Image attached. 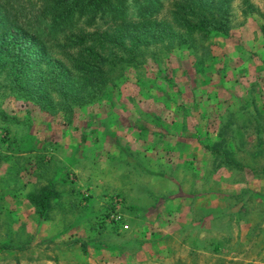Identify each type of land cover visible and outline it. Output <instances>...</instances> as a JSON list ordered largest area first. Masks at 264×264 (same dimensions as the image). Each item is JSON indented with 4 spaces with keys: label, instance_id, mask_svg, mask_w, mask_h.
Instances as JSON below:
<instances>
[{
    "label": "rangeland",
    "instance_id": "obj_1",
    "mask_svg": "<svg viewBox=\"0 0 264 264\" xmlns=\"http://www.w3.org/2000/svg\"><path fill=\"white\" fill-rule=\"evenodd\" d=\"M179 1H154L150 17L171 23ZM228 2L226 34L196 33L180 44L185 32L176 28L72 108L50 73L64 50L25 40L38 34L24 26L0 34V264H264V0ZM129 16L98 27L116 34L143 19ZM14 66L23 72L19 91L2 73ZM33 87L50 108L30 97ZM108 124L128 140L118 145ZM68 132L114 148L112 185L95 188L93 167L64 163ZM65 170L71 184L61 181ZM51 184L59 196L41 218L30 197ZM113 196L129 229L91 228Z\"/></svg>",
    "mask_w": 264,
    "mask_h": 264
},
{
    "label": "trees",
    "instance_id": "obj_2",
    "mask_svg": "<svg viewBox=\"0 0 264 264\" xmlns=\"http://www.w3.org/2000/svg\"><path fill=\"white\" fill-rule=\"evenodd\" d=\"M129 1L40 0L37 5L31 0H0V34L8 33L10 27L19 31L24 26L27 32L38 34V38L35 35L36 40L26 34L25 40L30 39L40 45L39 47L45 48L47 39L52 46L64 50L61 59L69 61L71 67L66 66L62 60H53L50 73L55 83H58L55 88L56 95L68 108H72V105H81L89 100L90 94H82L85 89L94 91L107 83L112 84L115 73L122 72L127 66L137 67L142 62L144 49L150 41L161 42L166 36L172 39L176 28L185 32L186 37H178L176 40L180 44L192 41L196 33L204 37L212 32H228V0H180L172 7V20L169 24L150 17L154 10L151 8L152 3L157 0ZM134 13L143 17L137 24L140 27L122 23L116 34L114 30L98 27L99 19L107 18V24L115 21L126 22L129 14ZM88 27H94V30L90 31ZM125 38L130 39V45L125 44ZM2 73L14 77L11 89L19 91L15 82L23 78L22 69L14 66L7 70L2 69ZM30 97L41 108H50L46 96L39 89L33 87ZM68 97L72 100L68 101ZM69 172L65 170L61 181L71 184L73 181L68 176ZM58 194L54 184H51L39 195H31L30 202L41 218L48 217L50 201L57 198ZM83 197L88 203L91 201L89 196ZM107 212L106 208L95 211L91 228L103 230L107 227L103 221ZM111 227L118 231L116 225Z\"/></svg>",
    "mask_w": 264,
    "mask_h": 264
},
{
    "label": "crops",
    "instance_id": "obj_3",
    "mask_svg": "<svg viewBox=\"0 0 264 264\" xmlns=\"http://www.w3.org/2000/svg\"><path fill=\"white\" fill-rule=\"evenodd\" d=\"M108 127H111V130H113L112 134H114V137L118 138V142L119 140H123L125 138V133L120 134V132H118L119 129H116L114 126H110L108 124ZM126 125L122 124L121 128H125L126 129ZM120 128V129H121ZM69 135H73L71 132H68L63 139L65 140V142H67V148H63L62 150L64 151V163L71 166L72 168H74L75 170H81L84 169V165L85 164H89L91 167L94 168L95 173H93V178L89 177L88 181L89 183H91L92 185H94V187L100 189L101 185L103 184H110L112 185V182L114 181L113 179V175H118L117 172L114 170L113 165H117L115 162V158L117 155V153H115L114 148L110 150V148L108 147V142H106L105 140L101 139V141L99 142H94L92 144V141H90V147H86L88 145V141L86 142V139H84V135L81 134L80 139L78 137V139L76 138V136L72 137H68ZM67 137V138H65ZM65 142H62V146L65 144ZM120 145V144H118ZM92 147V148H91ZM96 147V150H100L99 152H97L96 154H94V149ZM117 149V148H116ZM108 153L111 154V156H107ZM107 154V155H105ZM115 157V158H114ZM101 159L102 162H99ZM104 165L105 167H107L106 169H108V173L110 172L111 175L105 176L102 174V170L104 169ZM135 167L137 169H140L138 164H134ZM114 172V173H112ZM150 174V173H149ZM156 175L151 174L152 176L156 177L157 179L163 180L165 178V176L167 178H170L169 175H165L164 173H156ZM168 182H170L171 184L176 185L178 182L176 181L175 183V179H168ZM85 183L86 179H85ZM116 185V184H115ZM194 195V194H193ZM162 196V195H160ZM154 197H158V196H154Z\"/></svg>",
    "mask_w": 264,
    "mask_h": 264
},
{
    "label": "built area",
    "instance_id": "obj_4",
    "mask_svg": "<svg viewBox=\"0 0 264 264\" xmlns=\"http://www.w3.org/2000/svg\"><path fill=\"white\" fill-rule=\"evenodd\" d=\"M87 195L88 194L86 193L85 196ZM119 201L120 202H118V198L116 196L112 197V200L110 201V205L108 207L107 215L103 216V221L106 225H116L120 231H126L129 229L130 225L126 221L125 214L122 211V207H119V204L122 202L120 198Z\"/></svg>",
    "mask_w": 264,
    "mask_h": 264
}]
</instances>
